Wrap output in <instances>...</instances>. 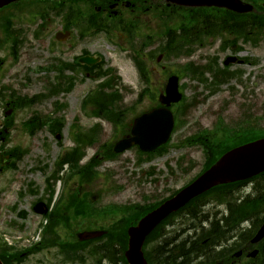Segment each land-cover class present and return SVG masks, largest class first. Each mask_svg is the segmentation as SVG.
Segmentation results:
<instances>
[{
  "label": "rangeland",
  "instance_id": "rangeland-1",
  "mask_svg": "<svg viewBox=\"0 0 264 264\" xmlns=\"http://www.w3.org/2000/svg\"><path fill=\"white\" fill-rule=\"evenodd\" d=\"M18 12L17 8L6 9L0 12V17L15 16ZM28 18L29 16L23 14L20 19L16 18L13 22V36L18 33L19 37L26 39L25 43L17 49L16 60L12 59L9 53L10 45L0 32V57L5 59V68L0 73V88L7 87L8 92L14 91L19 96L33 97L47 92L48 81L51 84L58 83L55 80L58 76L56 72H45L39 69L40 67L46 69L51 63L56 62L57 64L58 60H63L61 48L50 51L53 47V35L60 30L61 22L59 19L52 21L53 24L43 31L40 38H36L33 34L40 28L41 21L34 18L28 24ZM219 45L220 42L217 41L208 48L197 50L189 58H175L164 63L169 70L179 72L187 63L205 64L207 60L202 61L200 57L214 58L217 65L223 66L225 57L236 56L249 60L229 68L230 72H241L240 78H232L219 86L216 92L211 93L204 84L184 76L181 80V85H185L184 96L188 99L195 98L198 103L187 112L184 118L185 124L180 125L172 135L167 152L139 165L134 149L103 162L98 168L101 177L86 188V191L98 193L95 197L97 207L154 203L183 187L202 169L204 156L198 148H176L175 145L202 129L213 130L220 120L229 128L234 129L241 126V121L248 123L250 127L264 128V38L257 46L242 45V50L235 54L229 49L221 51ZM81 48L93 56L99 54L103 58V69L112 68L115 71L121 79L119 92L123 99L122 105H133L143 85L129 59V54L119 52L104 35L85 40L74 52L71 51V57ZM158 48L155 43L150 50L154 51ZM65 74L68 75L67 72ZM25 78L29 79L28 83ZM206 78L208 83L212 82L210 73L206 74ZM155 82L158 85L162 83L157 76H155ZM97 83V81L87 79L84 83L76 84L71 92H61L56 97L44 99L41 103L15 116L14 128L4 146L7 148L20 147L27 150V155L16 164L14 169L0 176V191H2L0 195V237L8 239L18 249L27 244L23 240H30L35 226L40 221L31 211V203L43 195L45 175H50L54 170L56 159L74 146L72 136L75 130L72 125L77 124L80 129L85 130L100 121L91 116L88 117L80 109L81 100L95 88ZM148 100L150 99H142L135 116L148 109ZM56 104L61 105L62 109L57 110ZM2 107L3 105L0 104V123L3 118ZM34 113L47 114L52 119H63L59 139H56L55 135L50 134L47 129L40 130L33 137L23 131V122ZM135 116H129L126 123L132 121ZM101 129L100 141L86 150L81 164L88 162L98 152L100 144L115 141L116 132L111 124L103 121ZM44 166H46L45 174L40 170ZM191 166L193 168L185 175L183 170ZM152 169L157 173L149 178L146 173ZM66 174L64 173L63 176ZM152 179L156 181L152 182ZM145 181L147 183H144ZM31 184L36 186L37 194L30 193V190L35 188ZM73 188H77L76 181H71L69 185L63 182L55 185L56 192L61 193L62 191L64 196ZM22 211L27 214L25 219H20L18 216V213ZM113 220L116 218L77 221L68 234L87 229L95 230L96 227L101 226L107 227ZM12 224L22 226V229L13 227ZM43 256H39L40 260L44 258ZM49 262L47 261V264Z\"/></svg>",
  "mask_w": 264,
  "mask_h": 264
},
{
  "label": "flooded vegetation",
  "instance_id": "flooded-vegetation-1",
  "mask_svg": "<svg viewBox=\"0 0 264 264\" xmlns=\"http://www.w3.org/2000/svg\"><path fill=\"white\" fill-rule=\"evenodd\" d=\"M33 1L20 0L17 4H28ZM48 1L63 4L70 2V0ZM82 1L93 4L92 8L97 18L114 17L134 29L149 27L153 16L161 12L165 13L168 4L167 0ZM128 17H130L129 21ZM66 21H69V17H66ZM65 32L69 31L65 30ZM72 41V35L68 34L64 40V55L69 62ZM145 48L146 51L149 50V46L144 45ZM76 56L73 65L77 66V61L85 54L78 52ZM144 57L148 59L149 55ZM1 64L3 61H0V68ZM11 104L15 102L12 101ZM3 152L4 150L0 151V158L4 160L1 156ZM3 154L6 156L5 152ZM246 185L247 183L244 182L243 186ZM256 197L258 203H261L264 199V189L250 188L248 192L242 193V204L255 201ZM203 198L205 200L198 201L191 209L166 220L147 237L143 249L146 264H264V251L261 250L260 242L257 245L252 243L261 224H254V220L241 222L231 220V207L227 204V200H222L215 192ZM15 255L10 251L0 253V260L3 264H23L27 259L23 256V260L18 261ZM83 255L87 257L83 264H128L124 253L118 250L96 253L92 257L85 253Z\"/></svg>",
  "mask_w": 264,
  "mask_h": 264
},
{
  "label": "trees",
  "instance_id": "trees-1",
  "mask_svg": "<svg viewBox=\"0 0 264 264\" xmlns=\"http://www.w3.org/2000/svg\"><path fill=\"white\" fill-rule=\"evenodd\" d=\"M254 5L255 13L247 14V15H237L232 12L224 11V10H192L190 12H181L179 16H175L177 22L174 27L177 28V31L168 30V42L165 47V57L168 58L170 56H180L183 54H188L189 52H183L185 46L189 45L190 42L197 43L200 41V37L205 34L213 37L214 39L220 38L223 44L222 48L229 46V48H239V44H251L253 46L257 45L260 40L264 37V18L261 15L262 11V3L264 0H244ZM79 17H74L72 22L74 24L80 22ZM170 28V26H167ZM192 40V41H191ZM136 67L141 76V80L146 82L149 81L147 76L148 72L145 67H143L142 63L139 62L138 59H134ZM212 66V65H211ZM209 66L207 69L213 71V78L216 81L215 83L221 84L225 82L226 78L229 77V73L224 70H213L215 66ZM202 69L200 67H194L193 65L185 67V71L191 73L192 78H196L201 75ZM111 80V79H110ZM200 80V79H199ZM114 82V79H113ZM111 81L107 82L106 85L102 84V87L110 88L112 86ZM115 98L110 96L101 94V96L91 97L86 103L91 104L93 107L92 114L95 116H103L108 121L112 122L115 127L124 126L121 125V114L124 115V111L118 109L119 111L112 110V102H114ZM194 102L191 103L193 105ZM188 108V103L183 101L177 107V125L180 123V117L183 116L186 109ZM111 109V110H109ZM133 113V110L129 111ZM54 127L51 130L52 133H56L59 131V127L61 126L60 121L57 120L54 122ZM264 137V128L263 129H255L253 127H241V128H229V126H224L220 124L214 131L212 132H203L191 138L193 144H198L205 156L207 157V165L215 162L218 157H220L223 153L228 151L229 149L243 144L247 141L253 140L255 138ZM95 135L93 133L86 134L84 136L78 137L76 139L77 147L73 149L71 152L64 155L59 165L67 163L72 171V176L77 175L79 177L80 183L84 182L86 184L90 183L93 179H95L96 173L94 172V166H97L98 161L92 159L90 163L85 165L84 167L79 168L78 163L83 157L81 152V147H86L95 142ZM164 150L163 148L159 149V153ZM106 153L104 157L106 159H112L115 156L112 155L109 151L108 147H105ZM56 176H54L55 178ZM57 178V177H56ZM223 188H227L223 186ZM229 195V194H228ZM67 203H62L61 206H57L54 212L53 223L63 224L65 228H70L73 221L77 219H85L92 217H105L107 214L113 213L112 210L106 211H97L92 208L90 201L88 198H84L83 200H78L76 195L73 196ZM155 206V205H154ZM154 206H150L146 209H135V208H125L122 211L119 210V213H128L129 217H139L146 212L150 211ZM238 210L235 212L236 217H242V213L237 207ZM128 209V211L126 210ZM128 221L124 222L120 221L113 230H110L107 234V237L101 245L95 246L91 245L92 243H79L77 241L71 244L73 247L63 246L62 249L65 251L69 250H88L91 251H111V241L112 238L120 235V230H125ZM55 226V225H54ZM90 244V246H89ZM124 247V246H123ZM125 250V248H123Z\"/></svg>",
  "mask_w": 264,
  "mask_h": 264
},
{
  "label": "water",
  "instance_id": "water-1",
  "mask_svg": "<svg viewBox=\"0 0 264 264\" xmlns=\"http://www.w3.org/2000/svg\"><path fill=\"white\" fill-rule=\"evenodd\" d=\"M7 0H0V7L7 4ZM179 6L186 7H217L225 8L235 13L243 14L252 11V7L239 0H175ZM235 62L229 58L225 65ZM91 64L90 62H87ZM177 91V78L168 79L165 95L161 94L159 101L167 108L180 100ZM173 127V118L166 108L154 109L134 120L131 137L120 140L113 149L114 153H121L133 145L139 146L141 151H153L166 143ZM264 172V138L237 147L223 155L209 170L192 184L184 188L170 200L164 202L157 209L143 217L135 227L128 229V248L126 258L130 264H144L141 246L148 233L170 213L184 206L194 197L212 187L229 184L253 177ZM264 234V228L255 238L257 242ZM102 232L82 233L80 241H87L102 236Z\"/></svg>",
  "mask_w": 264,
  "mask_h": 264
},
{
  "label": "bare ground",
  "instance_id": "bare-ground-1",
  "mask_svg": "<svg viewBox=\"0 0 264 264\" xmlns=\"http://www.w3.org/2000/svg\"><path fill=\"white\" fill-rule=\"evenodd\" d=\"M255 203H257L258 202V199H257V197H256V199H255V201H254ZM260 246H261V250L262 251H264V237L260 240Z\"/></svg>",
  "mask_w": 264,
  "mask_h": 264
}]
</instances>
